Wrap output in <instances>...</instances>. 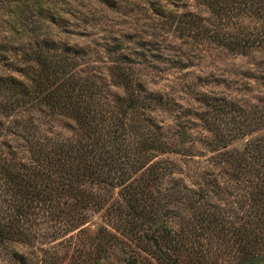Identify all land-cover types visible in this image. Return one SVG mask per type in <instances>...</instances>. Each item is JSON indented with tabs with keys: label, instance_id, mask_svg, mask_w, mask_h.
<instances>
[{
	"label": "rangeland",
	"instance_id": "374dc122",
	"mask_svg": "<svg viewBox=\"0 0 264 264\" xmlns=\"http://www.w3.org/2000/svg\"><path fill=\"white\" fill-rule=\"evenodd\" d=\"M213 2L0 0V185L5 172L21 173L35 162L20 136L24 126L37 143L83 141L92 151L86 167L104 164L101 156L108 148H93L96 136L85 133L69 114L52 116L44 101L10 109L2 87L12 85L13 93L33 91L35 78L52 71L56 64L50 62L57 59L68 69L66 77L90 82L102 92L91 101L100 111V123L127 119V129L118 136L137 142L155 131L164 145L152 151L110 148L114 163L131 169L135 159L140 168L103 178L134 183L137 192L126 196L120 186L107 189L87 177L82 190L94 199L76 193L59 204L77 221L59 226L53 217L58 210L48 213L33 206L25 220L29 238L0 242V264H45L42 259L54 256L56 264H161L159 250L170 252L179 264H241L243 252L234 239L224 241L213 233L199 245L196 232L208 213L199 206L222 210V224L232 219L244 228L246 219L264 221V206L254 201L249 183L253 179L239 171L240 164L249 162L239 154L264 136V124L247 127V120L264 118V47L240 50L196 32L206 28L241 40L251 31L262 32L264 20L238 12L247 0ZM179 20L192 30L182 31ZM126 84L138 106L129 105ZM237 132L238 137H231ZM153 164L168 171L155 178ZM13 196L0 191V218L6 223L17 213Z\"/></svg>",
	"mask_w": 264,
	"mask_h": 264
},
{
	"label": "trees",
	"instance_id": "16d2710c",
	"mask_svg": "<svg viewBox=\"0 0 264 264\" xmlns=\"http://www.w3.org/2000/svg\"><path fill=\"white\" fill-rule=\"evenodd\" d=\"M247 1L248 3L237 8L239 10L238 12H251V14L256 15L258 19L264 20V0H258L259 2L257 3L254 0ZM214 3L215 2H213V4ZM216 3L219 4V1H216ZM232 7L228 10L223 8L221 12L225 14L226 11H231ZM178 27H180L182 31H186V29L192 30L191 25H188L182 20L178 21ZM196 34L199 36L204 34L206 37L210 36L214 39L224 40L232 47L240 50H251L262 46L264 47V28H262V32L257 31L253 34L251 31L247 33L246 37H243L241 40L239 38L228 39L220 32H213L206 28L196 32ZM53 64L56 65L52 71L45 70L43 73L44 76L39 75L37 80L35 78L37 84L31 92L27 88L24 89L20 87L23 90L21 93H13L11 92L13 89L12 85H5L6 87H2L4 92L10 97L9 105L11 111L15 110L17 107L20 108L30 104L33 107L34 104L38 103L39 106L42 105V101H44L53 109L52 116L56 114H69L70 117L72 116L75 120L77 119V123H79V126L85 133L90 135L93 132L96 136L97 143L93 148H108L101 156V159H104V164L102 165L97 162L93 167L91 164L86 167L88 156L92 151L88 152V145L83 143V141L79 140L75 145L63 141L37 143L33 137H31L30 127H22L23 130L20 136L29 144L30 150L33 156H35V162L32 164V168H26L25 171L21 173L17 171L13 174L11 172L12 170L8 172L4 171L6 176L4 178L2 177L0 191L1 193L4 191L13 193V197H15L13 208H15L17 213L14 218L8 220L4 218L8 221L7 223L0 218V242L2 243H7V241L14 240V238H17L16 240L18 241L23 239L25 241L29 238L30 234L28 233L27 227H25V220L29 218V214L31 213L30 208L36 205V209L43 208L46 209L48 213L51 212V210H58L57 214L53 217L56 219L55 224L59 226L65 225V222H76L77 220L72 217L70 210L60 209L59 204L64 196H73L76 193L78 195H85L88 199H94L93 195L82 190V188L87 185L85 183H88L87 177L96 180V183L104 185L107 189L109 187L113 188L116 185L120 186L122 187L121 192H125L126 196L131 195L132 191L133 193L137 192V186L134 185V183L128 184V182L120 180V178H117L115 182H108L106 180L108 177L103 178V176L107 175L122 176L128 172L137 171V169L140 168L138 166L139 161L135 159L131 161L134 166L131 169L127 168L122 163H114V157L111 154L110 148H148V150L151 151L164 148V145L156 138L155 131L146 133L148 136L143 140L138 139L137 142L134 140H126L128 138L123 136V134L118 136L117 132L120 129H127V119L116 121V119H118V117H116L112 123L108 120L100 123L99 120H97L100 111L91 101L94 97L101 96L102 92L98 91V89L95 90L97 86L90 82L85 81L80 83L79 79H76L72 75L66 77L65 73L68 69L66 70L61 65L64 64V61L57 59L55 63L54 61L50 62V65ZM59 80L62 81L54 88ZM125 87L130 93L128 99L129 105H133L132 108L135 107V104L138 106L140 102L133 93L132 86L126 84ZM247 118L248 117H245V120ZM250 118L254 119L251 117V114L249 116V119ZM256 121L257 122L247 120V127H249V125H258V127H260L264 124V118H257ZM243 131L244 130H240V134ZM248 131L252 130L249 128ZM248 131H244L243 133L246 134ZM238 134L239 132L234 133L231 137L236 138L239 136ZM109 136L110 138H108ZM121 137H124V142H121ZM251 147L250 150L247 149L245 152L239 154L241 158H245L243 161L246 162L249 160V162L239 165V171L246 173L248 178L253 179V182L249 183H253V190L256 192L254 201H258L264 206V136L255 140ZM80 151H82V154L78 155L77 153ZM129 155L131 156L132 153ZM127 157L129 156H126V158ZM251 160L254 161L251 162ZM153 165L154 166L150 169L152 170L151 175L155 178L159 177L160 179L159 175H164V173L168 171L165 166ZM150 169H148L147 172L149 174ZM239 171L238 175L242 176ZM199 208L208 211V213L203 214V219L200 221L202 224L198 226L196 232V242L199 245L200 243L203 245L202 239H205V236L216 233L217 237L219 236L218 238L224 239V241L235 240L238 248H241L243 252L241 264H264V221L258 224L261 220L258 219L254 222L251 219H246V222L242 224L244 228L236 227L232 219H229L223 224L221 223L223 217L222 210H218V208L215 207L206 209L203 206H199ZM129 209L136 211V207L134 206H131ZM50 214L52 215V213ZM199 214L201 215V213ZM206 215L208 216L206 217ZM248 217L252 218L251 215H248ZM39 226L44 227L41 223H39ZM59 226L56 227L55 232L61 229ZM189 228L191 227L187 226L185 230L184 238H186V240H188L191 231ZM207 244L209 243L207 242ZM257 247L261 249L259 252ZM205 252L206 249L202 251L201 258L206 257L207 253ZM159 253L157 259H159L161 264H179V259H173L170 252L159 250ZM202 260L206 261L205 259ZM17 261L22 263V258L17 259ZM42 261L45 264H56L58 262L55 256L49 260L42 259Z\"/></svg>",
	"mask_w": 264,
	"mask_h": 264
}]
</instances>
